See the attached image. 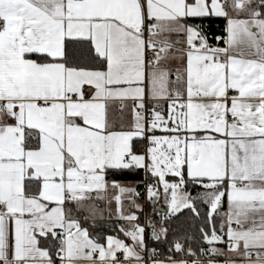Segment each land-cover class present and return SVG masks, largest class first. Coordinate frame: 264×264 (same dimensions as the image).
Listing matches in <instances>:
<instances>
[{"label": "snow or ice", "instance_id": "6c2138e0", "mask_svg": "<svg viewBox=\"0 0 264 264\" xmlns=\"http://www.w3.org/2000/svg\"><path fill=\"white\" fill-rule=\"evenodd\" d=\"M0 264H264V0H0Z\"/></svg>", "mask_w": 264, "mask_h": 264}, {"label": "trees", "instance_id": "16d2710c", "mask_svg": "<svg viewBox=\"0 0 264 264\" xmlns=\"http://www.w3.org/2000/svg\"><path fill=\"white\" fill-rule=\"evenodd\" d=\"M216 23L222 24L223 21H222V20L214 21V22H213V30H215V24H216Z\"/></svg>", "mask_w": 264, "mask_h": 264}, {"label": "crops", "instance_id": "0c3cea01", "mask_svg": "<svg viewBox=\"0 0 264 264\" xmlns=\"http://www.w3.org/2000/svg\"><path fill=\"white\" fill-rule=\"evenodd\" d=\"M114 207V206H113Z\"/></svg>", "mask_w": 264, "mask_h": 264}]
</instances>
